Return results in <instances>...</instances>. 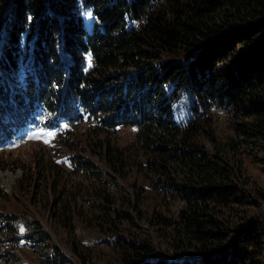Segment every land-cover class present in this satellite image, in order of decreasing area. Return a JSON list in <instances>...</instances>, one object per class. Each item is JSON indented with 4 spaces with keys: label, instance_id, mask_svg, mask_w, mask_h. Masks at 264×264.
Listing matches in <instances>:
<instances>
[{
    "label": "trees",
    "instance_id": "trees-1",
    "mask_svg": "<svg viewBox=\"0 0 264 264\" xmlns=\"http://www.w3.org/2000/svg\"><path fill=\"white\" fill-rule=\"evenodd\" d=\"M186 96L189 116L178 121L174 106ZM36 104L46 125L86 120L80 145L122 179L128 169L150 177L148 192L161 205L150 218L176 258L157 259L149 246L119 237L117 223L148 212L138 196L135 214L121 208L108 186L90 194L92 216L79 212L75 186L64 188L59 227L74 233L82 221L114 237L103 244L116 246V264H264V217L255 215L264 193L249 191L245 167L251 156L264 165V0H0V143L35 119ZM216 115L229 124L223 139ZM125 127L136 129L132 156L99 140ZM75 167L70 176L109 185L89 161ZM7 220L0 215V236L16 245L22 238ZM24 224L27 245L45 242L35 223ZM91 250L78 240L71 246L80 264H93ZM57 255L51 264H73Z\"/></svg>",
    "mask_w": 264,
    "mask_h": 264
},
{
    "label": "rangeland",
    "instance_id": "rangeland-1",
    "mask_svg": "<svg viewBox=\"0 0 264 264\" xmlns=\"http://www.w3.org/2000/svg\"><path fill=\"white\" fill-rule=\"evenodd\" d=\"M190 101V97L186 96L175 104L174 118L178 121L188 118ZM86 123V120L81 121L79 126L71 127V129L60 123L59 127L57 125L46 129L41 127L40 130H38L40 128L38 123L35 127L33 126L32 130H22L11 142L5 145L0 143V186L7 196L3 199L0 198V215L6 217L11 226L18 230L15 237L22 238L15 245L7 236H0V264H51L58 253L66 256L73 264H80L81 260L71 252L72 243L77 240L92 248L93 251H89L86 257L93 264L118 263L119 253L116 246L103 244L104 241H111L114 237L102 235L96 231L94 226L82 221L75 224L74 233L58 226V220L56 221L54 217V212H57L58 208L56 203L61 198L62 201L66 200L67 197H62L61 191L71 186H75L71 192L80 207L78 208L79 212L84 216L97 215V212H94V203L91 201L90 194L99 191V189L107 192L106 188L110 187L108 194L114 199H120L121 208L130 210L134 214L136 211L132 209V206L137 203V196L140 197L139 206L148 213L142 214L141 219L134 215L135 221L132 224L117 223L118 228L122 230L119 237L149 246L155 250L157 259L176 258L167 251L163 237L166 232L150 218V214L154 210L157 212L161 210V205L157 203L159 200L154 192H148L152 186L151 182L147 181L150 177L138 170L128 169L126 172H121L127 176L126 179H122L119 174L107 166L98 151L91 149L89 144L80 145V140L84 138L82 136L90 132V124ZM228 125L224 116L216 115L217 138L223 139L230 133ZM63 129L73 131L70 136L72 138H63L61 131ZM33 133L40 135L34 136ZM48 133H54V135L50 136ZM100 139L116 144L121 150H129L128 153L131 151L133 153L131 145L136 140V129L125 127L107 139ZM68 140L72 141L78 151L67 148L65 144ZM203 144L209 149L211 148L209 143L203 142ZM130 155H135V153ZM73 158L74 161L71 160ZM82 159L98 168L102 172L101 179L108 180L109 185L97 184L94 180L89 179L88 174L80 173L77 176H70V171L76 168L75 163ZM55 165L62 167L65 172L58 174L48 168V166ZM245 167L253 184L249 191L255 185L264 193V165H260L259 161L251 156L245 159ZM260 205L261 207L255 215L264 217V201H261ZM25 221L35 223L34 230H40L47 234L45 242H39L34 247L27 245L29 243L27 236L30 230L24 227Z\"/></svg>",
    "mask_w": 264,
    "mask_h": 264
},
{
    "label": "snow or ice",
    "instance_id": "snow-or-ice-1",
    "mask_svg": "<svg viewBox=\"0 0 264 264\" xmlns=\"http://www.w3.org/2000/svg\"><path fill=\"white\" fill-rule=\"evenodd\" d=\"M40 134L39 133H36V134H34V136H39ZM48 135H54V133H48ZM47 142V141H46Z\"/></svg>",
    "mask_w": 264,
    "mask_h": 264
}]
</instances>
